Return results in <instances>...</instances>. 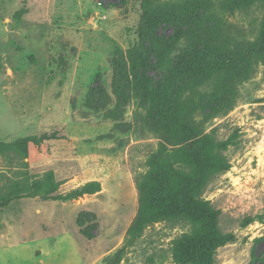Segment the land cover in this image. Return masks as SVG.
I'll list each match as a JSON object with an SVG mask.
<instances>
[{"label":"rangeland","instance_id":"1","mask_svg":"<svg viewBox=\"0 0 264 264\" xmlns=\"http://www.w3.org/2000/svg\"><path fill=\"white\" fill-rule=\"evenodd\" d=\"M141 15L142 0H0V141L63 137L32 146L27 157L0 154V193L36 186L0 208V264H193L173 253L174 241L195 229L186 218L129 233L152 156L197 149L189 133L167 131L177 120L172 92L184 78L179 56L200 27L163 60L152 58L153 84L165 89L157 114L151 102L139 104L131 68ZM262 15L256 8L225 18L240 29L219 42L234 69L201 82L220 106L203 126L229 142L231 165L201 195L220 210V231L233 235L215 264H264V56L252 51ZM173 31L162 24L146 35Z\"/></svg>","mask_w":264,"mask_h":264},{"label":"trees","instance_id":"2","mask_svg":"<svg viewBox=\"0 0 264 264\" xmlns=\"http://www.w3.org/2000/svg\"><path fill=\"white\" fill-rule=\"evenodd\" d=\"M256 8L263 10V18L252 51L264 56V0H142L140 43L130 51L131 68L138 72L137 93L141 106L151 102L158 114L165 95V89L155 87L149 74L150 69L157 66L152 58L163 60L168 48L186 38L191 39L195 28L201 30L190 48L179 56L178 70L184 78L172 92L177 120L167 131L189 133L190 138L195 139L197 149L162 148L152 156L148 173L138 182V207L129 227V233L137 235L150 223L163 218L188 219L195 229L178 237L173 245L175 260L180 263L215 264L217 248L233 240L231 233L224 234L218 227L220 210L201 197L211 178L231 166L224 154L229 142L216 139L203 126L217 115L220 106L209 99L213 94L208 87L202 89L201 82L224 78L225 73L229 75L234 69L231 58L224 63L229 55L219 42L239 33L240 29L238 22H228L225 18L236 19ZM162 24L173 25V33L146 35L148 30ZM123 63L125 70L127 63ZM119 66H123L121 60L116 63L118 69ZM61 138L54 132L21 137L12 142L0 141V154L15 152L27 157L32 146ZM25 186L16 183L8 193H0V208L25 195L26 189L36 187ZM93 191L88 189L86 192Z\"/></svg>","mask_w":264,"mask_h":264}]
</instances>
